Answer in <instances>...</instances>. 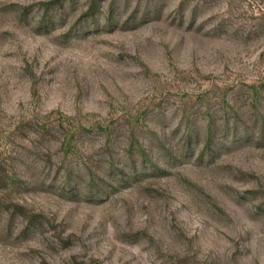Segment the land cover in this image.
I'll return each mask as SVG.
<instances>
[{"label":"rangeland","instance_id":"obj_1","mask_svg":"<svg viewBox=\"0 0 264 264\" xmlns=\"http://www.w3.org/2000/svg\"><path fill=\"white\" fill-rule=\"evenodd\" d=\"M0 264H264V0H0Z\"/></svg>","mask_w":264,"mask_h":264}]
</instances>
